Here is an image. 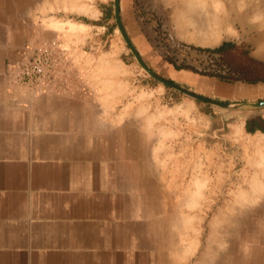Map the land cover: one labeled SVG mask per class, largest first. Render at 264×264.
Segmentation results:
<instances>
[{
  "label": "crops",
  "instance_id": "crops-1",
  "mask_svg": "<svg viewBox=\"0 0 264 264\" xmlns=\"http://www.w3.org/2000/svg\"><path fill=\"white\" fill-rule=\"evenodd\" d=\"M33 1L0 0V264H188L201 240L182 246L179 238L201 237V231L195 234L190 214L177 211L187 194L177 195L175 175L161 179L162 171L177 168L161 166V156L175 150L182 121L199 124L201 137L209 118L199 116L195 102L187 116H180L182 104L163 105L166 90L143 74L118 36L110 18L114 0H77L75 7L39 0L46 22L33 16ZM176 1L121 0L122 21L141 56L194 91L201 82L218 86L226 98L263 99L264 83H225L167 58L177 51L184 59L181 46L191 44L183 30L190 27L186 0ZM162 17L173 30L171 41L161 32ZM27 38L66 50L65 92L33 97L9 85L8 64L20 58ZM256 116L264 119L258 113L234 123L264 140L263 132L246 130ZM210 120L224 125L227 119ZM259 161L263 179H254V188L264 187V156ZM189 170L196 169L185 165ZM255 204L237 220L233 213L230 229L221 217V228L212 230L216 246L207 244L197 264H264V194Z\"/></svg>",
  "mask_w": 264,
  "mask_h": 264
},
{
  "label": "rangeland",
  "instance_id": "rangeland-1",
  "mask_svg": "<svg viewBox=\"0 0 264 264\" xmlns=\"http://www.w3.org/2000/svg\"><path fill=\"white\" fill-rule=\"evenodd\" d=\"M67 1H69L72 6H77V0H64V3H66ZM263 1L264 0H234L233 2H235V6L238 9V12L247 14V12H249L251 9L256 12L264 10ZM239 3L243 5H239ZM174 4V6H176V0ZM39 5V0H35L31 3V6L34 10L32 14L33 16H35L37 21L41 20L43 22H46V17L40 15ZM172 8L173 7L170 6L171 11ZM161 12L164 13L165 11L162 9ZM232 13L234 14L235 12L230 11V15ZM260 19L261 18H246L235 21L233 20V18H230L228 23L224 22L223 27L221 26V24H214L211 27V34L203 35H199V27L196 25L186 27L183 30L186 35L190 34L188 40L191 42V44L183 45V48H181L184 50L188 59V64L186 65L199 71L223 75L232 74L238 76L239 73L232 70L223 55L219 53L199 50V48H216L223 42H232L237 46L239 52L246 51L251 58L264 62V38L260 37V34L264 29V25L263 23H261ZM51 20L52 22L54 21L53 19ZM172 31L173 30L171 29V27H169L168 33H165L163 31L162 33H165L164 35L167 39V34H171ZM215 32L219 36L218 39L213 42L211 41V39L215 38ZM118 36L127 46L119 30ZM199 36H202L203 38L201 39L199 38ZM205 37H207L208 39H205ZM159 47L160 51H162V46ZM127 48L131 56H133L128 46ZM133 58L139 65L140 70H142L145 76L150 78L154 84L159 85L161 88L166 90V92L164 93L165 103L163 105H167L171 108L177 107L179 104H182L184 113L181 112L180 116H183V114L184 116H187V112H191L189 102H195L200 107L202 113L199 116H207V118H209L208 120L211 122L207 124V135H202L200 137V131L198 129L199 124L195 125L189 120L182 121V127L184 131L182 135H179V137H176L175 139V150H170L169 152L162 151L163 156H161L160 163L161 166L176 165L177 168L175 173L162 171L160 174L161 179H166L168 177L170 180H172L175 175L176 182L181 183L176 184L177 195H184L186 193L187 195H184L185 202H193V204L186 203V207L183 206L185 202H182L183 205H177L176 209L177 211H181L180 216H183V213L185 212L186 215H188L187 217H189L190 214V217L193 220L192 228L193 230H195V234H198L201 231V237L195 238L192 235L191 237L179 238V243L182 246L186 245V243L190 241H194L195 239L201 240V247L199 248L195 256L189 259L188 263L197 264L201 259L202 253L206 249V245L214 244L216 237L214 236L212 230L216 227L221 228L220 219L222 216L224 218V223L227 216L228 221L225 225H227V227L230 229L231 227H233V222H231L233 213L236 215L235 217L237 220L238 216H240L241 218L248 212L253 211L254 207L257 204H255V202H262L264 187L254 188L251 187V183L258 177H261L263 179V177L259 175V168L257 167V163L260 160V156H264V140H262L260 136H246L245 133H241V131L236 128L237 124H235L234 121H240L239 118L245 116L249 117L258 113L263 114L264 109L247 107L242 111H227L204 104L199 101H195L192 98H189L184 94L153 80L142 69L134 56ZM145 61L149 65L152 62H155L154 60L149 62L148 60ZM237 83L239 82L229 84ZM261 83L254 85H259ZM193 86L194 87L192 88L197 89L195 92H197L198 94L204 96H207L205 95V93H213L218 96L220 94L222 98L213 96L207 97L231 104H250L264 100V98L259 100H249L242 97L226 98L222 95V91L219 90L218 86L213 87L210 84L204 85L201 82L194 83ZM195 116H197V114L196 112H193V114H191V117L193 118ZM212 117H225V119L227 120H225L224 125H220L215 121H211L210 118ZM202 127L204 126L202 125ZM187 164L191 165L192 168H195L196 170H189L188 172L185 171V165ZM200 168L202 169V171H200ZM256 184L262 186L263 182H258ZM257 206L260 208L263 207L261 203L259 205L257 204ZM245 222L246 221H244L243 223ZM235 224H237V222H235ZM253 224L254 222L252 223V225ZM180 225H182V222L178 221L177 227L179 228ZM254 226L257 227L256 225ZM184 240H186L187 242L185 243ZM213 246L216 245L214 244Z\"/></svg>",
  "mask_w": 264,
  "mask_h": 264
},
{
  "label": "built area",
  "instance_id": "built-area-1",
  "mask_svg": "<svg viewBox=\"0 0 264 264\" xmlns=\"http://www.w3.org/2000/svg\"><path fill=\"white\" fill-rule=\"evenodd\" d=\"M70 61L66 50L52 41L27 38L20 58L8 64L9 85L30 96L61 94L68 86Z\"/></svg>",
  "mask_w": 264,
  "mask_h": 264
},
{
  "label": "trees",
  "instance_id": "trees-1",
  "mask_svg": "<svg viewBox=\"0 0 264 264\" xmlns=\"http://www.w3.org/2000/svg\"><path fill=\"white\" fill-rule=\"evenodd\" d=\"M110 10V18H115L113 5ZM199 50L219 53L223 55L232 70L239 73L238 76L232 74L223 75L204 72L192 67H187V69L193 70L202 75L215 77L221 81L229 83L244 82L247 84L254 85L264 82V62L251 58L248 52L246 51L239 52L237 46L232 42H223L220 46L216 48H199ZM246 130L250 134H255L257 132L264 133V119L262 118V116H256L252 119H248L246 123Z\"/></svg>",
  "mask_w": 264,
  "mask_h": 264
},
{
  "label": "bare ground",
  "instance_id": "bare-ground-1",
  "mask_svg": "<svg viewBox=\"0 0 264 264\" xmlns=\"http://www.w3.org/2000/svg\"><path fill=\"white\" fill-rule=\"evenodd\" d=\"M233 1L234 0H186V2H185L186 8L185 9L187 12L185 11L186 15L184 17H186L187 21L189 22L188 25L190 27L193 25L194 26L196 25L199 27V29H198L199 35L211 34L210 31H211L212 25L221 24V26L223 27L224 22L228 23L230 18H233V20H235V21L236 20L238 21L240 19H246V18L247 19L261 18L260 19L261 23H263V25H264V16H263L264 10L261 11L260 9H258V10H260V12H256V11L251 9L249 12H247V14L240 13V12H238V9L235 6V2H233ZM239 5L242 6L243 4L239 3ZM230 11H234L235 13L234 14L232 13L230 15ZM261 13H263V14H261ZM181 14H183V13L181 12ZM232 15H234V16H232ZM214 35H215V38L211 39V41H213V42L216 41L218 39V36H219L216 32L214 33ZM260 37L264 38V29L261 32ZM199 38L202 39L203 37L199 36ZM205 39H208V38L205 37ZM258 162H260V161H258ZM251 215H253V214H251Z\"/></svg>",
  "mask_w": 264,
  "mask_h": 264
},
{
  "label": "water",
  "instance_id": "water-1",
  "mask_svg": "<svg viewBox=\"0 0 264 264\" xmlns=\"http://www.w3.org/2000/svg\"><path fill=\"white\" fill-rule=\"evenodd\" d=\"M114 16H115V21L117 24V27L123 37V39L125 40L127 46L129 47V49L131 50L133 56L136 58L137 62L140 64V66L142 67V69L149 75V77H151L153 80L163 84L166 87H169L177 92H180L182 94H184L185 96L192 98L195 101H199L202 102L204 104L213 106V107H217L220 108L222 110H227V111H242L244 109H246L247 107L250 108H255V109H264V100L255 102V103H250V104H231L228 102H224V101H220L217 99H213L201 94H198L195 91H192L176 82H174L173 80H170L164 76H162L161 74H159L158 72H156L146 61L145 59L141 56V54L139 53V51L137 50L136 46L134 45L133 41L131 40L125 25L122 21V17H121V0H114ZM161 32H165L168 33L169 32V26L168 23L166 21V19L164 17H162L161 20ZM164 33V34H165ZM163 34V35H164ZM167 39L169 41H171V34H167ZM166 37V36H165ZM161 42V40H160ZM162 44V42H161ZM172 44V43H171ZM164 45V44H163ZM165 46L167 47L168 50H172V47L168 44H165Z\"/></svg>",
  "mask_w": 264,
  "mask_h": 264
},
{
  "label": "flooded vegetation",
  "instance_id": "flooded-vegetation-1",
  "mask_svg": "<svg viewBox=\"0 0 264 264\" xmlns=\"http://www.w3.org/2000/svg\"><path fill=\"white\" fill-rule=\"evenodd\" d=\"M157 47H159V46H157ZM159 48H160V47H159ZM181 48H183V47L181 46ZM161 50H162L163 53H164V52H165V53L167 52V50H166L164 47H162ZM182 50H183V49H182ZM176 52H177V51H175L174 54H172V53H168V54H167V53H166L167 58L173 60V61L176 62V63H181L182 65H186V64H188V59H187V57H185L184 59H181L179 56L176 55Z\"/></svg>",
  "mask_w": 264,
  "mask_h": 264
}]
</instances>
